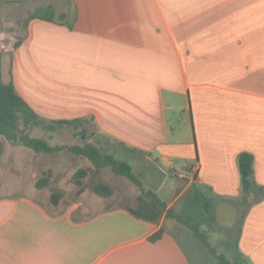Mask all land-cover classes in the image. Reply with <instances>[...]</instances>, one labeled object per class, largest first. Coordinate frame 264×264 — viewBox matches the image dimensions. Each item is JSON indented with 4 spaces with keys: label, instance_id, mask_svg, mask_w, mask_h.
I'll list each match as a JSON object with an SVG mask.
<instances>
[{
    "label": "crops",
    "instance_id": "0c3cea01",
    "mask_svg": "<svg viewBox=\"0 0 264 264\" xmlns=\"http://www.w3.org/2000/svg\"><path fill=\"white\" fill-rule=\"evenodd\" d=\"M43 2L64 18L31 19L7 45L0 40V60L10 55L3 81L12 80L41 118L63 120L29 134L38 128L48 144L60 140L51 146L85 140L117 160L112 145L134 154L137 166L161 169L157 190L181 183L166 209L195 188L212 200L244 203L236 253L241 264H264V197L257 200L254 187L241 199L237 164L241 152L250 153L254 181L264 187V0ZM18 145L4 144L20 160L0 173V264H193L181 223L171 224L175 233L165 213L152 221L126 208L137 207L140 191L125 176L89 162L111 195L82 191V200L64 206L62 191L53 205L50 189H62L66 147ZM43 176L47 184L38 188ZM86 176L73 179L82 188Z\"/></svg>",
    "mask_w": 264,
    "mask_h": 264
},
{
    "label": "rangeland",
    "instance_id": "374dc122",
    "mask_svg": "<svg viewBox=\"0 0 264 264\" xmlns=\"http://www.w3.org/2000/svg\"><path fill=\"white\" fill-rule=\"evenodd\" d=\"M43 1L44 0H24V2H21L18 5L1 4L0 32H3L4 35L1 36L0 40L4 45H7L10 42V34L14 33V31H21L23 29V21L28 15V13L40 6L41 3L43 4ZM15 37L18 38L19 36L16 35ZM9 56V54H3L0 60L1 71L3 73L4 79H7L8 77ZM39 131L40 129L38 128L32 129L30 134L33 137H39V135L37 134ZM59 141V139H56L54 141H49V143L54 144L57 142L59 143ZM8 142L10 141L5 140L4 143L6 144ZM79 143L83 145L85 143V140H79ZM112 146L115 152L117 151V154L115 155H117L116 157H118L119 159H127L124 158L126 157V155L130 157L128 158L130 160L129 163L133 165L132 171L135 174L138 173L137 169L141 170L140 172H142L143 174L142 176H140L139 179L143 181L146 187H149L153 191H155L163 185L160 181L161 176L163 177L161 169L155 168L151 165H147V163L145 165L143 164L137 166L134 154L125 152L119 146H117V148L116 145ZM18 148H21L22 150H32L23 145H18ZM3 152L4 153L0 159L1 175L3 171H7L10 169L9 165H11V160H14V162H18V160H20V157H17V154L12 152L8 146L6 148L4 147ZM63 152L65 159V164L63 168V178H59V181L63 179V183H61L62 189L58 188L57 190L64 192L62 205L66 206L72 203L73 201L82 200L85 197V194H83L84 191H86L87 194H92L93 191L90 188L91 185L101 181L95 179V172L93 173V169L90 165H88L89 160H87L86 158L84 159V157H81L82 159L76 160L73 162L72 165H70L68 156L72 153H70V151H68V149L66 148H64ZM115 152L113 151V153ZM17 165L19 169H23L20 166V163H18ZM79 168H84L86 171H88L87 176L84 178L82 188L73 179L74 174ZM155 171L158 174H156ZM124 178V182H126L131 188H133L135 191H140V188L134 183H132L129 179H127V177ZM180 184L181 183H179V180H177L175 183V187L170 188L168 190H157L156 194L162 200V202H167L179 190ZM52 190H55V188L53 187L50 189V191ZM96 196L98 195L93 194V197ZM192 198H194V193H185L174 205V210L184 216L191 223H197V221H199L201 223L200 230L207 235L208 240L217 249V251L225 254L230 260L240 262V258L236 253L235 244L237 242L238 230L241 225L242 217L245 211L244 203L240 204L237 201L230 199H209L210 212H206L201 206V202ZM86 209H88V207H86ZM173 223L180 224L175 220L169 218L166 225L170 230H172L171 224ZM179 226L180 228H182L181 230H183L181 232L179 231V235L181 233V241L187 248L193 264H214L215 259L212 254L207 250V248L193 235L190 230H188V228H186L182 224H180ZM172 231L178 233L175 230Z\"/></svg>",
    "mask_w": 264,
    "mask_h": 264
},
{
    "label": "trees",
    "instance_id": "16d2710c",
    "mask_svg": "<svg viewBox=\"0 0 264 264\" xmlns=\"http://www.w3.org/2000/svg\"><path fill=\"white\" fill-rule=\"evenodd\" d=\"M12 1V0H7ZM43 19L47 21H56V19H63L64 14H58L51 5L38 6L33 11L29 12L23 21L26 25L31 19ZM63 120H53L49 123L47 120L41 118L26 102V100L17 92L12 80L4 82L0 69V158L4 149L5 140L12 143L21 144L35 152H52L54 150L66 147L72 154L84 157L93 165L94 168L110 167V169L118 174L130 179L136 186L140 188L138 195V205L136 208L126 206V208L135 216L147 220H156L163 213L167 218H173L178 223L185 225L195 237L207 248L215 259L214 264H241L239 261L230 260L225 254L220 253L208 240L207 235L200 230V223H191L180 213L175 212L172 207L166 209V205L162 202L155 192L145 190L141 180L136 176L129 163L115 159L112 155L104 153L100 148L92 143H85L83 145H67V146H51L43 138L33 137L29 134L28 129L31 127H40L46 130L54 129V123ZM237 164L240 172V194L241 199L248 200L254 192L253 188H258L260 195L257 200L264 197V187L257 186L253 178V156L248 152H241L237 157ZM86 170L80 168L74 174L75 179L84 177ZM47 176H43L36 181V186L41 188L47 184ZM80 186L81 181H76ZM91 190L101 196H109L112 193L110 185L103 182H96L91 185ZM195 200L201 202V206L206 212H210L209 198H206L204 192L195 188ZM63 192L60 190H52L50 194V202L57 205ZM208 201H206V200ZM164 228L159 229L150 236V240H156L162 234Z\"/></svg>",
    "mask_w": 264,
    "mask_h": 264
}]
</instances>
